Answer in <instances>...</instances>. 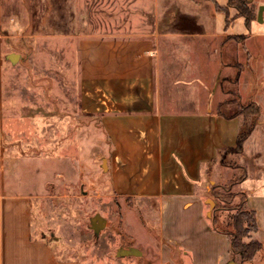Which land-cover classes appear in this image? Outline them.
Masks as SVG:
<instances>
[{
	"label": "crops",
	"instance_id": "obj_1",
	"mask_svg": "<svg viewBox=\"0 0 264 264\" xmlns=\"http://www.w3.org/2000/svg\"><path fill=\"white\" fill-rule=\"evenodd\" d=\"M228 1L149 0L134 19L132 11L123 21L113 14L112 22L96 24L95 34L75 33L79 110L97 118L106 138L105 182L119 200L159 213L155 234L138 221L144 248L132 234L131 244L116 251L122 259L143 260L117 264H241L229 238L213 226L215 204L207 196L225 184L216 176L221 169L238 173L231 179L245 175L236 186L256 213L254 238L263 249L244 264H264V22L256 20L250 30L242 18L227 24L216 8ZM5 8L0 0V30ZM74 11L80 16V9ZM92 26L73 19L66 28ZM218 89L223 99L217 101ZM233 96L240 104L254 103L260 113L242 151L225 155L237 146L245 122L227 117L232 104L220 112ZM34 201L16 182L0 178V264H89L35 231ZM132 248L139 255L119 256Z\"/></svg>",
	"mask_w": 264,
	"mask_h": 264
},
{
	"label": "rangeland",
	"instance_id": "obj_2",
	"mask_svg": "<svg viewBox=\"0 0 264 264\" xmlns=\"http://www.w3.org/2000/svg\"><path fill=\"white\" fill-rule=\"evenodd\" d=\"M263 3L254 0L256 17ZM149 5V0H6V26L0 30V178L4 175L5 181L16 182L22 192L35 196L39 235L45 234L73 257L87 258L89 264L142 261L122 259L116 251L131 244L132 234L144 248L145 233L139 222L145 220L153 230L159 213L119 200L105 182L106 138L97 118L79 110L81 55L75 33L95 34L96 24L112 22L113 14L116 21H123L132 11L129 17L134 19V12ZM73 19L91 22L93 29L66 28ZM242 22L231 30L237 31ZM10 54L20 57L12 63ZM220 93L218 89L217 101L223 99ZM229 100L236 110L238 101ZM220 171L216 176L221 183L238 175L229 169ZM254 185L256 180L251 179L247 187ZM241 191L237 186L233 189ZM207 197L214 210L216 201ZM239 202L236 198L232 211L219 213L220 224L238 214ZM97 215L106 221L98 234L92 222ZM251 238L255 239L254 233Z\"/></svg>",
	"mask_w": 264,
	"mask_h": 264
},
{
	"label": "trees",
	"instance_id": "obj_3",
	"mask_svg": "<svg viewBox=\"0 0 264 264\" xmlns=\"http://www.w3.org/2000/svg\"><path fill=\"white\" fill-rule=\"evenodd\" d=\"M217 11L225 16L227 24L242 18L245 22L247 29L250 30L253 22L256 21L257 11L254 5V0H229L227 6H217ZM232 10L235 11V15L232 16ZM235 102H224L220 105V112L227 110L226 104H232V108ZM225 111V112H226ZM231 114L227 117L244 118L245 122L240 129V133L237 140V146L233 149L227 150L225 155L233 152L240 153L247 138L252 134L260 113L259 108L254 103L247 105L238 103L236 110L231 109ZM224 114V113H223ZM225 164H227L225 162ZM230 166L237 167L236 164H228ZM245 175L234 177L222 185H216L212 189L211 196L216 201V207L213 210V226L216 230L225 234L231 245V252L234 256H239L241 264L251 262L256 255L262 251L263 245L257 239H252L251 234L257 233L258 226L256 220V213L250 209L247 205V195L243 192H233L234 187L243 180ZM236 198L240 199L237 205L238 214L229 218V220L223 225L220 224L219 213L222 211H232V204ZM224 206V207H221ZM226 209V210H225ZM229 209V210H228ZM232 228V229H231ZM248 240V242L245 241Z\"/></svg>",
	"mask_w": 264,
	"mask_h": 264
},
{
	"label": "water",
	"instance_id": "obj_4",
	"mask_svg": "<svg viewBox=\"0 0 264 264\" xmlns=\"http://www.w3.org/2000/svg\"><path fill=\"white\" fill-rule=\"evenodd\" d=\"M257 21L260 23L264 22V6H260L258 9V15H257ZM19 55L17 54H10L7 56V58L12 62L15 63L18 59H19ZM212 205H214V203H212ZM93 222V229L95 230L96 234L99 233V231L104 228L106 226V221L99 215L95 216L92 219ZM98 226V227H97ZM53 237V235H52ZM139 251L135 250V249H122L119 250V256H123V255H139Z\"/></svg>",
	"mask_w": 264,
	"mask_h": 264
}]
</instances>
